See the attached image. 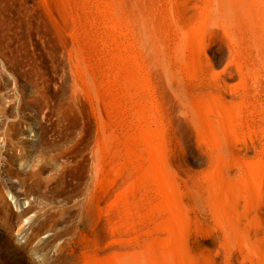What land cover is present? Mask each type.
<instances>
[{
  "label": "rangeland",
  "instance_id": "rangeland-1",
  "mask_svg": "<svg viewBox=\"0 0 264 264\" xmlns=\"http://www.w3.org/2000/svg\"><path fill=\"white\" fill-rule=\"evenodd\" d=\"M250 5L249 21L219 0H0V264H264Z\"/></svg>",
  "mask_w": 264,
  "mask_h": 264
},
{
  "label": "bare ground",
  "instance_id": "bare-ground-1",
  "mask_svg": "<svg viewBox=\"0 0 264 264\" xmlns=\"http://www.w3.org/2000/svg\"><path fill=\"white\" fill-rule=\"evenodd\" d=\"M252 1L256 3L259 0H251L250 2H249V0H219V6L218 7H219V11L222 14L226 15V16L233 17L236 20H243L244 19V20H249L250 21V19L253 17V7H252V5H250L252 3ZM142 36H143V38H145L144 34ZM201 52L203 53L202 49H201ZM74 61L76 62V64H80V65L86 66L87 70L85 72V76H86V78H88V82L90 84V87L93 88V90H94V94H95L94 95V99L97 100L98 102L99 101L102 102V100L104 98V95L101 96V93H100L101 91L98 90L100 88L98 86V80L96 79L94 74L90 71L91 64H89L87 59H85L83 56L79 57V55H74ZM120 76H122V75H120ZM101 77H102V79L105 77V72L102 73ZM34 137H35L34 130L31 127H26L25 128V139H26V141L28 143H30L31 141H33ZM103 153H104V150L101 148V150L98 152V157L102 158ZM21 166H22V164L20 163L18 165V167L21 168ZM147 176L151 177V172L148 171L147 172ZM86 205H87V208L85 210V216H87V214L89 213V211H88L89 203H86ZM34 213L35 212L33 210H31L30 214L28 216H30V217L34 216ZM26 227H27V223L23 224L22 228L18 229L16 231V239H19V238H21L22 235H24V230L26 229ZM42 237H44V235ZM167 252H168L167 253L168 255L171 254V251H167ZM157 260H158V258H157ZM138 263L139 264H144L145 261H144V259L142 257H140L138 259Z\"/></svg>",
  "mask_w": 264,
  "mask_h": 264
}]
</instances>
